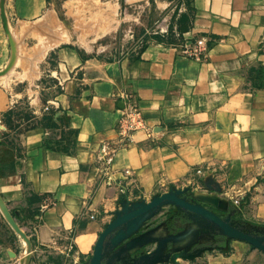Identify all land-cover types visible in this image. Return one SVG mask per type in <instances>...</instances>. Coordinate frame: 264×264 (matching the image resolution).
Returning a JSON list of instances; mask_svg holds the SVG:
<instances>
[{"label":"crops","instance_id":"1","mask_svg":"<svg viewBox=\"0 0 264 264\" xmlns=\"http://www.w3.org/2000/svg\"><path fill=\"white\" fill-rule=\"evenodd\" d=\"M89 1L62 0L61 19L40 9L43 0H6L16 57L0 76V115L18 108V134L0 139L15 153L0 195L19 228L46 257L71 243L79 264H91L110 225L96 264H264L262 250L209 211L232 201L207 190H245L264 177V0H128L147 11L135 38L145 44L113 60L80 50ZM118 8V0L96 6L97 25L104 17L113 25ZM199 37L209 39L203 61L168 45ZM9 50L0 15V70ZM123 93L144 120L126 145L117 131ZM102 145L115 150L110 163ZM173 188L190 189L199 207L114 215L123 194ZM255 194L248 219L264 225V195ZM22 247L0 243V264L13 263L2 260L10 252L18 264Z\"/></svg>","mask_w":264,"mask_h":264},{"label":"rangeland","instance_id":"2","mask_svg":"<svg viewBox=\"0 0 264 264\" xmlns=\"http://www.w3.org/2000/svg\"><path fill=\"white\" fill-rule=\"evenodd\" d=\"M105 0H90L87 4V27H86V42L83 44V47L80 49L81 52L87 58H100L104 60H113L119 57L132 58L135 56L137 48L143 46L145 42L140 41L136 42L135 38L137 37L136 33L139 35L142 28V24L149 20L147 11L143 12L142 8H132L133 2H128V0H118V12L116 15V22L113 20V25L104 17L102 18L101 25H97L98 19L94 16L95 7L104 3ZM132 9H129V8ZM40 9L50 10L56 15L58 11L62 9V0H43V4ZM62 19V13L59 14ZM60 19V20H61ZM66 20V18H65ZM75 28L73 20L71 21V36H75ZM7 35V34H6ZM9 51H10V62L6 65H10L11 69L16 57V45L12 40L9 39ZM73 45V41L69 43ZM5 67V66H4ZM18 85V82L12 81L10 85ZM18 88V86H16ZM11 105V104H10ZM11 110L5 111L0 115V139L4 136L7 138L15 137L18 134V108L10 106ZM25 120V119H24ZM28 125L22 124L25 128L29 127ZM20 131V130H19ZM14 152L10 149L1 150L0 149V174L8 173L14 163ZM200 171H196L198 173ZM264 175V170H263ZM261 184L260 188H251L253 184ZM254 186V185H253ZM245 190L234 189H222L219 188V185L211 184L207 189L220 193L221 195L226 196L232 202L231 204L222 200L218 208L209 209L210 212L215 213V215L222 220H225L226 223H229L230 226L236 230L235 232L242 234L246 239V242L251 246H258L259 240L264 244V225H256L252 220L248 218H255V216L248 214L249 208H256L254 203V196L259 194L264 195V177L258 179L257 181H252L247 184ZM261 189V190H256ZM227 191V192H226ZM255 194V195H254ZM169 196L170 199H163L162 197ZM119 203L116 208L117 214H134L139 210L150 206V210L153 212L166 211V212H177L183 205V202H188L193 205L199 206L200 204L196 200L191 198L190 189H160L157 192L146 193L142 192L139 189H134L132 193L123 194L118 199ZM261 202V201H260ZM264 201H262V204ZM253 204V206H252ZM222 208V210H221ZM7 215L12 217L16 216V212L10 210L7 207L6 202L3 200L0 195V243L7 242H22V255L18 254V264H79L78 259H74V250L71 247V243L63 247L62 249L56 250L54 255L46 257V254L42 249L35 248L33 242L28 237H21L18 233L9 226L7 221ZM5 225V228H4ZM6 226L9 227L11 231L15 233V237L9 234L6 231ZM257 229H260L258 231ZM19 237L21 240H18ZM100 235L98 236V238ZM255 239L256 241H254ZM258 242V244H257ZM2 260L7 261L11 260L15 264L16 255L13 252H10V257L7 259L5 254L1 255ZM10 262V261H8ZM10 264V263H7ZM83 264H89V261L83 262Z\"/></svg>","mask_w":264,"mask_h":264},{"label":"built area","instance_id":"3","mask_svg":"<svg viewBox=\"0 0 264 264\" xmlns=\"http://www.w3.org/2000/svg\"><path fill=\"white\" fill-rule=\"evenodd\" d=\"M208 42L206 37H199L196 39L182 40L177 43H169L168 45L183 57L203 61L208 55ZM166 44L167 42H162ZM123 101L122 117L117 123V131L119 135V143L122 145L130 144L132 142V133L144 127V120L141 116L138 102L130 93L121 94ZM101 153L107 157L106 161H112L115 150L110 146L102 145ZM127 173V172H126Z\"/></svg>","mask_w":264,"mask_h":264},{"label":"water","instance_id":"4","mask_svg":"<svg viewBox=\"0 0 264 264\" xmlns=\"http://www.w3.org/2000/svg\"><path fill=\"white\" fill-rule=\"evenodd\" d=\"M5 1L6 0H0V15H1V18H2V23H3V27H4V30H5V33L9 36V39L12 40L11 37H10V33H9V30H8V25H7V21H6V16H5V8H4ZM10 67H11L10 65H7L5 69L1 70L0 71V76L4 75L5 72H7L10 69ZM163 199H170V197L169 196L162 197L160 199V201L163 200ZM198 207L199 206H197V205H193V204L188 203V202L187 203L186 202H183V205H181V208L182 209H179V210H183V211H193L194 212V210L196 208H198ZM150 208L151 207L148 206V207H145V208L139 210L138 212H136L134 214H130V215H128V214H117L116 216L117 217H121V216L124 215L126 219H131V218H134V217H140V216L145 215V214L154 213L153 211L150 210ZM116 218L113 221L114 223L118 219V218L117 219ZM10 221L12 222V226L14 227V229L18 230L17 229V226L13 223V221L11 219H10ZM111 228H112V225L108 226L105 229V231L100 234V237L98 238V241H97L96 246H95L94 255H93L92 259H91V264H96L97 259H98V255L100 253V249H101L102 243L104 241V238H105L106 234L109 232V230ZM257 230L260 231V229H257ZM235 234L241 235V237L244 238V236H242V234H239L237 232H235ZM19 235L21 237H24L25 238V235L23 233L22 234H19ZM253 240L256 241L255 239H253ZM258 240H259V244L257 242L258 246H255V247L258 248V249H260V250H262L264 252V244L262 243V241H260V239H258Z\"/></svg>","mask_w":264,"mask_h":264},{"label":"bare ground","instance_id":"5","mask_svg":"<svg viewBox=\"0 0 264 264\" xmlns=\"http://www.w3.org/2000/svg\"><path fill=\"white\" fill-rule=\"evenodd\" d=\"M5 4H6V1H5ZM4 8H5V6H4ZM8 25V24H7ZM6 68V67H5ZM4 68V69H5ZM3 70V69H2ZM1 71V70H0ZM9 71V70H8ZM7 71V72H8ZM6 73V72H5ZM7 221H8V223H9V225L12 227V229L16 232V233H19V234H22L23 232L21 231V229L19 228V226H18V224L16 223V221H15V219L12 217V216H10V215H7ZM10 219L13 221V223L17 226V229L18 230H16V229H14V227L12 226V222L10 221Z\"/></svg>","mask_w":264,"mask_h":264}]
</instances>
